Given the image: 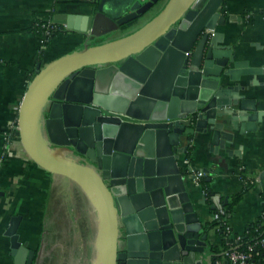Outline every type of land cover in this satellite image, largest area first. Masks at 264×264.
I'll return each instance as SVG.
<instances>
[{
    "label": "water",
    "instance_id": "95a60500",
    "mask_svg": "<svg viewBox=\"0 0 264 264\" xmlns=\"http://www.w3.org/2000/svg\"><path fill=\"white\" fill-rule=\"evenodd\" d=\"M133 2L99 0L96 14L57 15V24L84 32L87 41L38 64L15 129L38 166L84 193L94 227L92 264H212V226L199 221L180 152L197 131L221 139L259 117L228 82L260 69L215 41V30L228 23L225 0H167L138 29L90 42L104 35L103 20L118 28L156 0ZM208 194L213 210L226 204L212 190L203 202ZM29 253L17 245L16 264H26Z\"/></svg>",
    "mask_w": 264,
    "mask_h": 264
},
{
    "label": "crops",
    "instance_id": "0c3cea01",
    "mask_svg": "<svg viewBox=\"0 0 264 264\" xmlns=\"http://www.w3.org/2000/svg\"><path fill=\"white\" fill-rule=\"evenodd\" d=\"M98 6L99 0H0V264H16L19 244L29 248L32 255L28 258L37 264L45 250L57 256L58 264H92L94 227L84 193L72 180L51 176L38 166L24 149L15 127L38 64L46 66L83 48L88 37L61 25L64 33L57 35L41 56L42 39L28 28L40 19L56 23L59 14H96ZM224 11L228 23L215 30V41L228 46L236 60L260 69L228 83L238 85L235 91L257 107L260 115L245 120L247 126L242 131L234 129L231 135L224 131L222 142L213 138L210 129L185 138L182 146L193 148L190 168L186 150L180 152L179 165L189 169L185 180L205 227L211 223L213 202L211 195L203 202L206 190L202 181L194 180L193 172L204 171L208 191L220 194L224 204L243 190L240 167L244 166L246 176L255 182L228 219L232 228L243 234L261 216L264 205V0H225ZM114 21L103 20L104 25H100L107 36L103 42L126 35L122 29L126 23L115 28ZM101 37L92 35L90 42H101ZM210 239L211 245L217 246L219 240L213 232Z\"/></svg>",
    "mask_w": 264,
    "mask_h": 264
},
{
    "label": "built area",
    "instance_id": "2783aa9c",
    "mask_svg": "<svg viewBox=\"0 0 264 264\" xmlns=\"http://www.w3.org/2000/svg\"><path fill=\"white\" fill-rule=\"evenodd\" d=\"M187 164L190 168L189 159H187ZM244 170V166L240 167V177L244 184L243 186L253 185L255 181L247 177ZM205 175L202 170L193 172L194 180L198 183L202 181ZM224 214L225 210L222 207L214 210L211 218V222H215L212 225V232L219 240L217 246L214 247L215 256L212 264H264V258H262V251L264 252V234L252 243L241 245L239 242L244 233L238 234L228 220L223 221L222 216ZM261 217L264 224V205Z\"/></svg>",
    "mask_w": 264,
    "mask_h": 264
},
{
    "label": "trees",
    "instance_id": "16d2710c",
    "mask_svg": "<svg viewBox=\"0 0 264 264\" xmlns=\"http://www.w3.org/2000/svg\"><path fill=\"white\" fill-rule=\"evenodd\" d=\"M167 0L164 1V5ZM152 17V16H151ZM150 17V18H151ZM149 18V19H150ZM140 19V18H139ZM138 20H132L122 26L123 34H127L131 31H134L141 27L144 23H146L148 20L144 21L143 23H140ZM30 31L36 33L39 35L42 39V47L40 49V55L43 56L45 54L46 49L51 46L52 40L59 34L64 33V28L54 22L47 21V20H37L30 28H28ZM106 34L102 35L100 38V41L103 42L106 40ZM193 148L191 146L188 147L186 157L188 159H191ZM186 172H189V169L185 170ZM202 185L204 187V190L208 191L209 189V183L205 181V179H202ZM250 185H247L243 188L242 191L234 194L231 196V199L223 206V209L225 210V214L222 216V220H228L229 217L232 215L234 207L238 204V202L243 198V196L246 194V192L250 189ZM210 194H208L209 196ZM215 222H211L210 226L214 225ZM264 234V224L263 219L260 216L257 220L250 223L244 234L241 236L240 244L246 245L248 243H252L259 238H261ZM262 258H264V252L262 251ZM258 261V260H257Z\"/></svg>",
    "mask_w": 264,
    "mask_h": 264
},
{
    "label": "flooded vegetation",
    "instance_id": "af4514ba",
    "mask_svg": "<svg viewBox=\"0 0 264 264\" xmlns=\"http://www.w3.org/2000/svg\"><path fill=\"white\" fill-rule=\"evenodd\" d=\"M143 1H146V3L147 2H150L151 0H140V2L142 3ZM161 0H156V2H154V4L150 7V9H152L155 5H157V3H159ZM163 1H165V0H163ZM133 3H137V0H134V2ZM141 9H142V5H137V7H136V11L137 12H140L141 11ZM150 9H148V11L150 10ZM147 11V12H148ZM130 12V10L127 12V13H129ZM120 15H115L116 17H120V16H122V12L121 13H119ZM139 18H141V17H138V18H136V19H134V20H138ZM110 26H108V25H105V29H108ZM99 31L100 32H104V30L102 29V28H100L99 29ZM61 182V181H60ZM66 188V190L67 191H69L71 194H74V195H76V193L75 192H73L72 191V188H71V186H66L65 187ZM77 196V195H76ZM54 228H55V230H57V227H56V225H54ZM55 230H54V232H55ZM55 236H56V238L58 237L57 236V233L55 232ZM44 254H43V256H42V258H41V260H40V264H58V260H57V256L55 255V254H52L51 253V251H48V250H45L44 252H43ZM31 255L29 254V257H30ZM37 264V262L36 261H32L31 262V260L28 258L27 259V263L26 264Z\"/></svg>",
    "mask_w": 264,
    "mask_h": 264
},
{
    "label": "rangeland",
    "instance_id": "374dc122",
    "mask_svg": "<svg viewBox=\"0 0 264 264\" xmlns=\"http://www.w3.org/2000/svg\"><path fill=\"white\" fill-rule=\"evenodd\" d=\"M164 1L161 0L157 5H155L152 9H150L148 12H146L140 19L139 22L143 23L146 20H149L151 16H154L157 12L160 11V9L163 7Z\"/></svg>",
    "mask_w": 264,
    "mask_h": 264
}]
</instances>
